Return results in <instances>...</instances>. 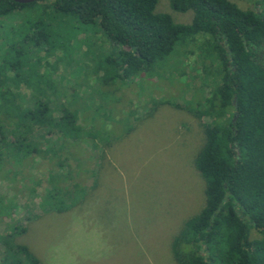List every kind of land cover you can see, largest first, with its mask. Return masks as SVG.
I'll return each instance as SVG.
<instances>
[{"label":"rangeland","instance_id":"rangeland-1","mask_svg":"<svg viewBox=\"0 0 264 264\" xmlns=\"http://www.w3.org/2000/svg\"><path fill=\"white\" fill-rule=\"evenodd\" d=\"M231 1L252 6L250 0ZM28 8L16 18L34 17ZM156 8L180 23L193 18L192 11L173 10L169 0H159ZM200 42L178 47L148 78L117 81L119 91L108 97L94 81L112 69L102 66L100 56L111 48L98 27L74 26L66 34L53 30L38 48L17 52L9 47L18 60L13 67L0 64V78L7 75L12 81L18 75L8 88L21 117L34 116L32 135L42 136L41 141L54 138L47 133L52 128L66 140L65 152L50 160L55 165L45 164L24 178L0 176V264H178L173 237L205 202V182L194 160L205 141V127L215 131L211 123L216 112L202 103L214 97L220 83L197 47ZM35 83L55 93L59 104L52 117L38 112L30 87ZM88 104L92 116L107 122L109 143L97 147L83 142L81 153L69 136ZM211 138L218 148H227L220 137ZM0 145L1 168L8 145ZM12 149L16 155L37 151L36 140ZM84 169L95 170V175L82 186L88 177L74 181L72 175ZM58 187L72 190L78 205L45 213L41 197L49 192L59 196ZM16 226L26 231L20 234Z\"/></svg>","mask_w":264,"mask_h":264},{"label":"trees","instance_id":"trees-1","mask_svg":"<svg viewBox=\"0 0 264 264\" xmlns=\"http://www.w3.org/2000/svg\"><path fill=\"white\" fill-rule=\"evenodd\" d=\"M169 1L175 11H192L191 22L180 23L169 13L158 12L159 0H0V64L7 62V67H13L18 59L9 47L17 52L38 48L53 30L66 34L74 26L98 27L111 48L100 56L102 66L111 65L112 69L106 68L107 74L97 75L94 81L98 92L108 97L119 91L117 81L148 78L178 47L201 41L197 47L208 59L211 75L220 78L214 97L202 103L216 112L211 123L215 131L205 127V141L194 160L205 182V202L184 221L173 237L171 250L178 264H264V0H250L248 8L231 0ZM25 8L35 12L34 17L21 21L16 14ZM18 79L14 74L12 81ZM10 80L7 75L0 78V144L8 145L0 168L2 179L14 174L24 178L45 164L55 165L51 161L65 152L66 140L52 128L47 133L54 138L44 136L46 140L41 141L42 136L32 135L34 116L21 117V107L8 88L14 83ZM30 87L38 112L52 117L59 104L55 93L40 83ZM91 109L89 104L82 108V121L69 136L81 153L83 142L97 147L109 143L107 122L92 116ZM212 134L227 148H218ZM32 140H36L37 151L15 154L12 148H23ZM84 175L88 178L82 186L95 170H81L72 178L75 181ZM58 190L59 196L49 192L41 197L45 213L64 212L78 205L72 190ZM15 230L21 234L26 228L16 226Z\"/></svg>","mask_w":264,"mask_h":264},{"label":"water","instance_id":"water-1","mask_svg":"<svg viewBox=\"0 0 264 264\" xmlns=\"http://www.w3.org/2000/svg\"><path fill=\"white\" fill-rule=\"evenodd\" d=\"M16 2H19V3H31V2H41V1H44V0H15Z\"/></svg>","mask_w":264,"mask_h":264}]
</instances>
